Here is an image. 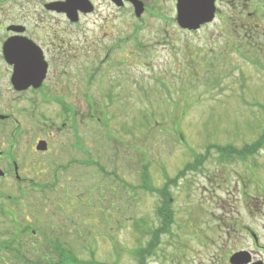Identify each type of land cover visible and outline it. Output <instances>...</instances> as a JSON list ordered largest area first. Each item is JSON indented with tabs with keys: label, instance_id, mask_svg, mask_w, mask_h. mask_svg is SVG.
Listing matches in <instances>:
<instances>
[{
	"label": "rangeland",
	"instance_id": "374dc122",
	"mask_svg": "<svg viewBox=\"0 0 264 264\" xmlns=\"http://www.w3.org/2000/svg\"><path fill=\"white\" fill-rule=\"evenodd\" d=\"M142 1L146 11L136 17L94 0L93 38L133 37L119 44L112 61L97 62L100 49L87 52L88 68L103 67L88 73V92L101 103L97 111L90 105L86 111L91 164L58 171L49 199L40 192L30 195L33 208L29 201L24 208L6 203L15 215L0 212V241L29 220L36 237L27 230L23 238L39 241L41 252L43 241L55 243L47 249L49 261L57 260L59 248L66 254L64 264H210V240L219 231L212 230L216 220L210 213L221 212L213 199L223 195L227 168L239 163L222 159L207 144L239 148L264 130V37L252 46L237 41L236 0H216L218 15L194 32L176 25L175 0ZM39 112L49 119L22 114L23 137L14 153L25 169H34L28 172L34 181L44 184L52 175L29 145L43 137L42 126L51 120L59 125L65 117L53 107ZM83 118L76 114L73 120ZM67 155L72 156L64 151L61 162ZM188 164L196 167L184 170ZM0 192L17 196L12 182ZM165 198L172 220L164 233L159 231ZM35 249L25 250L20 260L33 264L40 258ZM71 256L83 263L71 262ZM12 258L8 264L20 263L14 251Z\"/></svg>",
	"mask_w": 264,
	"mask_h": 264
},
{
	"label": "flooded vegetation",
	"instance_id": "af4514ba",
	"mask_svg": "<svg viewBox=\"0 0 264 264\" xmlns=\"http://www.w3.org/2000/svg\"><path fill=\"white\" fill-rule=\"evenodd\" d=\"M68 1L0 0V191L12 182L17 192L15 200H18L0 192V212H8L12 216L15 212L7 211L6 203L15 206L18 202L19 207L24 208L29 201V207L33 208L35 200L30 195L39 192L43 195V191L53 185L58 171L86 168V111L88 105L96 109L101 105L97 100L93 101L88 92V79H92L88 73L91 70L99 72L102 67L88 68L85 60L87 52L97 53L100 49L97 62L112 61L119 44L133 37L132 34L128 38L116 35L111 42L105 39L97 41V36L92 37L94 28L89 22V17L97 12L94 0H87L92 8L90 11H83L78 5L73 15L70 14ZM105 1L117 11H134L129 0H120V6L111 0ZM234 3L240 13L237 15L240 23L233 27L238 32V40L247 46L254 45L257 37H264V0H236ZM233 20L236 22L235 18ZM43 69L42 80L32 83L34 74ZM50 107L65 120L59 125L51 120L48 126H42L40 135L43 137L37 135L29 145L30 151L40 158L39 162L52 175V181L43 184L34 181V177L29 175L34 169H25L14 151L20 148L23 137L22 114L31 119L47 120L49 117L39 111ZM76 114L83 116V121L75 122L73 117ZM40 141H44L41 144L43 149H38ZM262 149L264 144L252 146L249 157L236 160L239 163L237 168H227L223 195L215 194V199L211 198L215 208L221 212L210 213L216 220L212 230L219 228L210 240V264H264ZM64 151L72 156L67 155L64 166H59ZM46 175V172L43 173L39 180H44ZM45 195L49 199L47 192ZM27 213L23 212L24 215ZM14 222L19 223L16 219ZM25 223L15 229L14 246L21 253L30 248H36L37 252L39 241L28 243L23 238L27 230H31L33 235L35 231L32 221ZM33 235L31 237H36ZM14 239L8 238L3 243L5 249L0 252V264L12 263L16 259L12 258L13 250L7 247ZM51 245L55 243L43 241L39 246H44V251L49 254L47 249ZM34 261L33 264H38V260Z\"/></svg>",
	"mask_w": 264,
	"mask_h": 264
},
{
	"label": "water",
	"instance_id": "95a60500",
	"mask_svg": "<svg viewBox=\"0 0 264 264\" xmlns=\"http://www.w3.org/2000/svg\"><path fill=\"white\" fill-rule=\"evenodd\" d=\"M117 1V0H113ZM134 5L135 14L139 16L143 11V3L139 0H130ZM215 0H177L176 21L181 28L195 30L203 23L209 22L214 18ZM70 14H75V7L83 11H89L90 6L86 0H69ZM44 77V69L35 73L31 79L32 83H39Z\"/></svg>",
	"mask_w": 264,
	"mask_h": 264
},
{
	"label": "trees",
	"instance_id": "16d2710c",
	"mask_svg": "<svg viewBox=\"0 0 264 264\" xmlns=\"http://www.w3.org/2000/svg\"><path fill=\"white\" fill-rule=\"evenodd\" d=\"M264 144V130L262 132H260V134L258 135V137L251 143V144H248L247 146H242V147H239V148H235L233 146L231 147H219L218 145L216 147H214L223 157L227 154H234L235 156L237 157H244V156H247L248 154L251 153L250 151V146L251 145H254V146H259V145H263ZM210 148V147H208ZM189 166L191 164H188ZM196 165H192L190 167H187L186 169L184 170H187V169H192V168H195ZM183 170L180 172L179 176L183 175ZM166 188L167 186H164V188H161V195H164L165 192H166ZM167 194V193H166ZM168 203H170V199L169 198H165L163 200V205H161V216H162V221H161V226L163 231H159V232H166L171 220H172V214H171V211H170V208L168 207ZM164 226V227H163ZM16 242V239H14L13 241H11L7 247L11 248V250L15 251L16 254L14 253V255L18 257V259H23L25 258V255H24V251L21 253L19 252V250L14 247V244ZM0 247H4L5 246L3 244L0 245ZM57 250V260L55 261H49L48 259H44L45 262L48 261V263L50 264H64V262L66 261V254L63 252V250H60L59 248L56 249ZM35 252V251H34ZM45 252V251H44ZM138 252V251H137ZM46 255V254H45ZM70 258V257H69ZM72 260L71 262H80V263H83L82 261H78L76 258H74L73 256H71ZM44 261H43V258H40L38 260V264H44ZM35 262V261H34ZM19 264H27V263H24L22 261H20ZM70 264V263H69Z\"/></svg>",
	"mask_w": 264,
	"mask_h": 264
}]
</instances>
